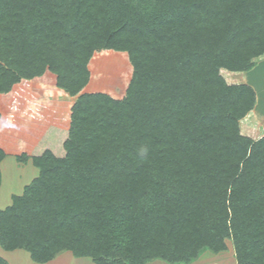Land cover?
<instances>
[{
  "label": "trees",
  "instance_id": "16d2710c",
  "mask_svg": "<svg viewBox=\"0 0 264 264\" xmlns=\"http://www.w3.org/2000/svg\"><path fill=\"white\" fill-rule=\"evenodd\" d=\"M106 54L124 60L120 93L84 92ZM263 56L264 0H0V161L42 99H73L30 156L38 177L0 210V247L186 264L229 240L235 264H264V126L240 133L256 96L221 74Z\"/></svg>",
  "mask_w": 264,
  "mask_h": 264
},
{
  "label": "rangeland",
  "instance_id": "374dc122",
  "mask_svg": "<svg viewBox=\"0 0 264 264\" xmlns=\"http://www.w3.org/2000/svg\"><path fill=\"white\" fill-rule=\"evenodd\" d=\"M124 60L112 54L98 55L92 60L94 79L91 80L84 92L111 91L120 93L122 88V74L124 73ZM229 84H246L252 88L256 100L252 110L239 123L240 133L256 138L264 126V56L256 65L244 74L221 73ZM30 87V86H29ZM27 88L25 96L29 94ZM53 102V106L46 108L40 121L35 123L17 125L15 135L10 133L1 139L6 156L0 161V210L11 205L14 197L20 196L39 175V168L34 165L30 156L37 148L48 146L53 139L51 131L58 135L66 129L64 117L73 99L65 95H53L44 98ZM56 136L55 133H53ZM24 151L27 154L25 161H19L16 156ZM224 251L213 253L202 251L194 260L186 264H235L234 251L231 241L226 240ZM2 254V250L0 249ZM9 264H36L29 255L22 251L3 253ZM62 255V256H61ZM53 264H94L91 258L75 257L71 252H63ZM147 264H185L181 262L170 263L163 259H154Z\"/></svg>",
  "mask_w": 264,
  "mask_h": 264
},
{
  "label": "crops",
  "instance_id": "0c3cea01",
  "mask_svg": "<svg viewBox=\"0 0 264 264\" xmlns=\"http://www.w3.org/2000/svg\"><path fill=\"white\" fill-rule=\"evenodd\" d=\"M0 249L2 250V252L3 253H7V252H14V251H22V252H25V251H23V250H13V251H5V250H3L1 247H0ZM3 253L1 254L0 253V258H2V259H4L5 260V257H4V255H3ZM26 254H28L27 252H25ZM66 253V252H65ZM62 254V253H61ZM60 254V255H61ZM29 255V254H28ZM57 256L54 260H52V261H49V262H47V263H44V264H53L55 261H57L61 256ZM30 259V258H29ZM31 260V259H30ZM6 261V260H5ZM7 262V261H6ZM33 262V261H32ZM34 263V262H33ZM7 264H9L8 262H7ZM37 264V263H36Z\"/></svg>",
  "mask_w": 264,
  "mask_h": 264
}]
</instances>
